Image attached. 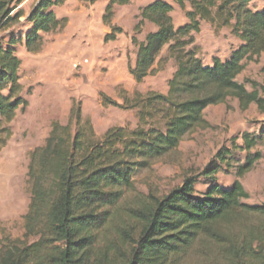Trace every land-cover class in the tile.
Returning a JSON list of instances; mask_svg holds the SVG:
<instances>
[{
	"label": "trees",
	"instance_id": "obj_1",
	"mask_svg": "<svg viewBox=\"0 0 264 264\" xmlns=\"http://www.w3.org/2000/svg\"><path fill=\"white\" fill-rule=\"evenodd\" d=\"M66 1L37 0L25 15L20 8L24 0H0L1 32L10 31L22 18L28 26L23 36L9 33L6 42L0 39V149L11 136L6 125L27 106L21 96L16 46L22 43L27 53H40L43 36L66 27L67 19L54 14ZM78 1L94 5L98 0ZM131 1L106 0L102 23L111 33L105 35V43L121 33L112 24L114 9ZM170 1L187 23L174 27L173 7L167 2L141 8L134 33L139 34L145 23L155 31L143 43L132 37L136 59L127 68L139 84L172 59L176 68L166 94L124 98L128 108L138 109V125L132 130L111 128L98 140L72 101L68 123H53L44 146L30 154L23 240L3 243L0 264H264V204L241 202L248 194L240 180L260 159L258 153L250 155L257 138L249 133L240 136L241 144L235 139L230 148L217 151L199 175L207 180L204 192L196 191L195 178H187L161 198L152 197L137 207L120 206L134 191L138 172L177 151L194 132L210 128L204 116L209 107L231 98L242 111L251 104L264 111L262 87L252 83L247 91L237 81L245 65L264 54V11H251V0ZM203 22L215 29L229 28L239 42L227 59L214 57L204 64L196 57L193 35ZM164 49L167 57L161 59ZM100 98L103 106H119L104 95ZM237 150L246 153L242 164L234 162ZM231 165L236 180L223 188L216 176Z\"/></svg>",
	"mask_w": 264,
	"mask_h": 264
},
{
	"label": "rangeland",
	"instance_id": "obj_2",
	"mask_svg": "<svg viewBox=\"0 0 264 264\" xmlns=\"http://www.w3.org/2000/svg\"><path fill=\"white\" fill-rule=\"evenodd\" d=\"M154 1L158 0H132L128 6L116 7L115 24L114 18L112 24L121 29V33L115 36L114 41L105 43V35L111 33L100 16L106 0H98L94 5L67 0L65 5L54 9L58 19H67L66 27L55 34L44 35L40 53H27L22 43L16 46V55L21 61V96L27 106L19 109L14 120L6 125L11 136L0 149V247L8 240H23V217L30 201L27 176L30 154L44 146L53 123L62 126L68 123L72 101L75 107L79 106L82 118L90 121L98 140L111 128L132 130L138 125V109L128 108L124 98L132 100L136 94L140 97L148 93L166 94L167 83L176 68L172 59L164 60L163 65L155 68L153 75L139 84L133 81L127 69L134 66L136 59L137 46L132 43V37L143 43L145 36L155 31L148 23L139 34L133 31L139 10ZM160 1L173 7L171 18L175 28L187 23L178 6L170 0ZM36 2L24 0L20 8L28 15ZM249 8L253 12L264 11V0H251ZM24 22L25 18H22L20 24L10 31H0L3 43L9 33L23 36L28 28ZM193 37L196 57L204 64H209L214 57L227 59L230 52L239 46L229 28L215 29L204 22L200 32ZM165 57L166 49L160 55L161 59ZM75 64L79 66L74 68ZM263 67L264 54L256 62L247 63L237 81L243 83L247 91L252 90V83L262 87L259 93L264 99ZM100 95L119 106H103ZM204 116L210 124L209 129L198 130L186 137L177 151L134 176V191L120 203L123 209L137 207L139 202L149 201L152 197L161 198L180 187L187 178H195L196 191L204 192L207 180L199 175L221 148H230L231 141L235 139L237 144H241L243 133L257 138V145L250 155L258 153L260 159L240 180L248 194V198L241 202L246 205L264 204V111L254 104L242 111L238 101L230 98L223 105L206 109ZM233 154L235 163L244 162L245 152L237 150ZM216 180L221 187H229L236 180L234 166L223 167Z\"/></svg>",
	"mask_w": 264,
	"mask_h": 264
},
{
	"label": "crops",
	"instance_id": "obj_3",
	"mask_svg": "<svg viewBox=\"0 0 264 264\" xmlns=\"http://www.w3.org/2000/svg\"><path fill=\"white\" fill-rule=\"evenodd\" d=\"M106 3H107V2H105V3H104V5H103V7H102V8H104V9H105ZM64 5H65V4H64ZM104 9H103V11H102L103 13H104ZM102 12H101V13H102ZM100 16L102 17V14H101ZM114 24H115V18H114ZM134 63H135V61H134Z\"/></svg>",
	"mask_w": 264,
	"mask_h": 264
},
{
	"label": "built area",
	"instance_id": "obj_4",
	"mask_svg": "<svg viewBox=\"0 0 264 264\" xmlns=\"http://www.w3.org/2000/svg\"><path fill=\"white\" fill-rule=\"evenodd\" d=\"M84 64H87V60H84ZM79 66V64H75L74 68H77Z\"/></svg>",
	"mask_w": 264,
	"mask_h": 264
}]
</instances>
